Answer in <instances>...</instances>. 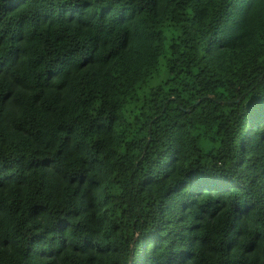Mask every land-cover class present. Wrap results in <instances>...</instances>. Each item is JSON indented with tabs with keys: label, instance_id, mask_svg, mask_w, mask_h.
I'll list each match as a JSON object with an SVG mask.
<instances>
[{
	"label": "trees",
	"instance_id": "1",
	"mask_svg": "<svg viewBox=\"0 0 264 264\" xmlns=\"http://www.w3.org/2000/svg\"><path fill=\"white\" fill-rule=\"evenodd\" d=\"M0 264H264V0H0Z\"/></svg>",
	"mask_w": 264,
	"mask_h": 264
}]
</instances>
